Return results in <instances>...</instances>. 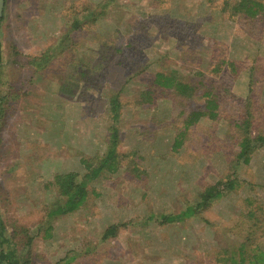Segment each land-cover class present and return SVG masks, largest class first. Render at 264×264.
<instances>
[{
  "label": "rangeland",
  "instance_id": "rangeland-1",
  "mask_svg": "<svg viewBox=\"0 0 264 264\" xmlns=\"http://www.w3.org/2000/svg\"><path fill=\"white\" fill-rule=\"evenodd\" d=\"M102 2L104 19L72 28L75 16ZM236 2L6 0L0 223L19 259L218 264L222 249L236 253L241 242L264 249V145L249 164L235 163L242 120L250 118V134L264 135V11L248 18L235 12ZM101 38L116 45L98 51ZM157 72L175 74L192 94L157 86ZM112 96L120 103L115 119ZM207 97L218 104L216 116L184 129L185 115L203 110ZM114 126L117 167L89 179L83 160L97 166ZM231 169L239 186L195 216L160 224L161 213L195 204ZM67 172L84 179L87 198L70 213L51 215L64 200L55 177ZM111 224L116 235L102 238Z\"/></svg>",
  "mask_w": 264,
  "mask_h": 264
},
{
  "label": "trees",
  "instance_id": "trees-1",
  "mask_svg": "<svg viewBox=\"0 0 264 264\" xmlns=\"http://www.w3.org/2000/svg\"><path fill=\"white\" fill-rule=\"evenodd\" d=\"M6 0H4L5 6ZM104 2L99 3L98 6L102 7L99 10L90 9L89 6L85 8L88 12L81 13V17H76L73 19L72 28L76 29L81 24L88 23H97L99 20H102L106 17L105 15V7L106 3L102 5ZM235 12H239L248 18H255L259 14L264 11V4L259 0H237L234 5ZM105 10V11H104ZM3 17L0 20V29L1 22ZM1 32V31H0ZM1 35V33H0ZM132 36V35H131ZM118 39V37H116ZM110 40L100 39L101 45H99L98 51H105L113 48L116 45L115 41L109 43ZM130 45V44H128ZM123 46V45H122ZM121 50L119 48H114L113 52L121 57ZM117 55L115 57H117ZM113 65V64H112ZM43 66V60L40 59L37 63H35L36 69ZM116 68L122 69L120 62L116 61V65H113ZM118 66V67H117ZM80 75L87 74L84 72H80ZM77 82L78 76H74ZM154 82L157 86L162 88H167L173 90L177 94L190 96L192 94V87L183 83L180 79L176 77L174 74H164L161 72H157L154 77ZM207 96L208 94L205 93ZM110 111L112 114V118H117L119 113V98L118 96H112L110 98ZM218 104L209 97L206 98L204 109H195L190 111L187 115H185L184 120L182 121L184 129H188L190 126L194 125L197 121H199L202 117L208 116L209 118H213L216 116L215 109ZM3 108L1 106V98H0V116L2 115ZM251 120L249 117H246L242 120L241 124L238 125L242 129L241 136L238 140V152L235 157V163L238 165L249 164L251 160V156L254 153L255 149L259 146L264 145V135L257 134L252 135L249 133L250 131ZM110 140L108 143V148L106 153L102 158L99 159L97 166L91 167V163L83 160V163L86 168L89 169L87 173L84 174L87 178H94L99 175V173L104 171H114L117 167V151H116V141L118 137V129L114 126L111 129V135L109 136ZM183 141V131L179 132L173 143V149L181 146ZM90 164V165H89ZM232 172H227L224 176H221L219 180L214 182L211 185L206 186L203 191L199 193V200L193 205H188L178 213H161L159 216L160 224L172 223L175 221H181L185 218L191 217L192 215H196L198 209L207 208L214 199L220 198L230 191L235 189L240 185L239 177L235 170ZM55 181L58 186L60 197H64V200L61 204H59L55 209L49 210L51 215L55 214H67L71 211L78 209L87 198V189L86 182L83 180H79L77 178V173L75 172H67L64 174H59L55 177ZM249 217H255V211L249 210L246 214ZM151 217V216H150ZM255 232L259 231V228H254ZM118 231V225L111 224L109 225L102 233V238H107L110 236L116 235ZM256 236L253 237L255 239ZM11 238L7 237L5 227L0 223V264H32L28 257L19 259L16 255V246L11 242ZM232 252V253H231ZM229 251L228 249H222L221 252L218 253L221 257L217 259L218 264H264V249L262 247L250 246L247 242H241L237 247L236 253L234 251ZM235 253V254H234Z\"/></svg>",
  "mask_w": 264,
  "mask_h": 264
},
{
  "label": "water",
  "instance_id": "water-1",
  "mask_svg": "<svg viewBox=\"0 0 264 264\" xmlns=\"http://www.w3.org/2000/svg\"><path fill=\"white\" fill-rule=\"evenodd\" d=\"M3 5H4V0H0V20L2 16Z\"/></svg>",
  "mask_w": 264,
  "mask_h": 264
}]
</instances>
